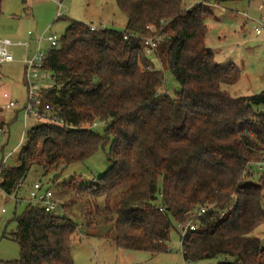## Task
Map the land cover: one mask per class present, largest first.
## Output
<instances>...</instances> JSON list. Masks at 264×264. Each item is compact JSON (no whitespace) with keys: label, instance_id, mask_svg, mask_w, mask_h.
I'll list each match as a JSON object with an SVG mask.
<instances>
[{"label":"trees","instance_id":"trees-1","mask_svg":"<svg viewBox=\"0 0 264 264\" xmlns=\"http://www.w3.org/2000/svg\"><path fill=\"white\" fill-rule=\"evenodd\" d=\"M229 1L255 0L191 8L186 0H116L124 31L70 20L47 51L54 81L42 93L64 125L26 128L18 164L1 166L0 189L16 192L33 167L58 179L107 148L110 167L79 187L91 197L79 202L81 226L68 213L75 200L61 216L27 202L9 236L20 257L7 264H75L78 233L99 224L111 227L107 236L114 232L119 249L165 253L176 225L190 222L196 229L181 233L187 264H264V244L250 235L264 224V176L252 180L264 160V90L232 97L222 86L235 85L241 71L217 64L206 45L204 6ZM151 53L179 83L175 97L161 89L164 73ZM98 123L106 125L103 135Z\"/></svg>","mask_w":264,"mask_h":264},{"label":"rangeland","instance_id":"rangeland-1","mask_svg":"<svg viewBox=\"0 0 264 264\" xmlns=\"http://www.w3.org/2000/svg\"><path fill=\"white\" fill-rule=\"evenodd\" d=\"M186 1L188 8L201 3L199 0ZM260 6H263L262 10L259 9ZM204 8L205 11H209L204 19L209 29L206 45L214 53L216 63L221 66L233 64L241 71V77L235 85H223L222 88L232 97H246L263 91L264 29L257 35L255 28L258 20L264 15V0L229 1L220 5L206 4ZM70 20L119 31H124L127 23L126 17L116 6V0H4L3 2L0 38L9 39L14 43H26L29 47L9 46L8 51L15 62L4 64L0 69V122L6 124L5 129L0 132V168L4 159L8 168L18 164L17 156L25 142V129L39 123L30 118L25 125L22 108L26 99V87L22 61L26 55L35 52L37 47L35 37L42 34L44 37L50 35L61 37ZM29 32L33 33L32 37H29ZM47 48L49 45L44 42L42 50ZM148 55H151L154 68L164 73V84L161 89L175 97L181 88L179 83L158 59L153 58V53ZM5 93L9 98L4 97ZM9 100L17 101L18 105L7 108ZM105 126L98 123L95 130L103 135ZM108 151V148L100 150L86 162L70 165L58 179L55 178V172L45 174L41 168L33 167L26 178L24 190L41 180L62 204L71 205V201H77L68 213H71L76 223L81 226L84 218L79 202L86 197L89 198L90 195L82 193L79 187L94 183L108 170L110 167ZM252 172V180H258L264 176V165L259 166V169L253 168ZM72 187L74 190L70 191ZM23 197L26 199L27 193L24 192ZM97 200L103 206V196H99ZM26 205L25 200L18 202L0 189V264H7L8 261L20 257V246L9 236L16 230V223L13 220L15 215H21ZM55 215L61 216L63 211L56 210ZM110 229V226L99 224L95 229L88 231L87 235L78 233L73 246L75 264H187L182 256L181 231L177 225L176 230L169 236V251L156 255L117 248L113 240L114 232L107 236ZM3 234H6V238H2ZM250 235L260 238L264 244V224ZM196 264H217V261H203Z\"/></svg>","mask_w":264,"mask_h":264},{"label":"built area","instance_id":"built-area-1","mask_svg":"<svg viewBox=\"0 0 264 264\" xmlns=\"http://www.w3.org/2000/svg\"><path fill=\"white\" fill-rule=\"evenodd\" d=\"M203 0H199L202 2ZM260 10L263 9V6L259 7ZM59 17V16H58ZM90 30L96 31L99 28L95 25H89ZM264 29V15L258 20L257 27L255 28V33L257 35L261 34ZM29 37L33 36L32 32L28 33ZM35 42L37 43L36 50L31 55H26V57L22 61L23 65V73H24V84L26 87V99L22 108V112L24 115L25 125L27 124L30 118L35 119L39 123H51V124H59L64 125V122L57 117V115L53 112V109L50 104L46 103L42 98L43 90L46 89L49 85H51L54 81V75L48 69L45 68V59L47 57V51L49 49H54L57 47L59 42V37L50 35L48 37H44L42 34L39 37H35ZM46 42L49 45V48L46 50H42V44ZM146 45H150L154 47L155 44L153 42H146ZM25 47L28 48L29 45L26 43H14L9 39H1L0 38V68L7 63L15 62L12 54L9 53L8 47ZM5 98H9L8 94H4ZM18 105L17 101H10L6 105L7 108H14ZM6 159H4V166H6ZM259 166L264 165V160L262 163L258 164ZM2 172V168H0V175ZM2 183V179L0 177V184ZM25 187V181L20 180L17 187L16 192L10 194L13 199L16 201L31 202L34 204H38L45 208V211L49 213H55L56 210L61 209L62 203L57 201L53 191L44 186L43 182L40 180L39 182H35L30 186L29 191L27 193V198H21L19 196V192H21ZM205 209H201L200 213H203ZM3 213L5 210L3 209ZM179 229L182 235L189 229L195 230L196 224L194 222H190L186 226L179 225ZM169 251V250H168Z\"/></svg>","mask_w":264,"mask_h":264},{"label":"crops","instance_id":"crops-1","mask_svg":"<svg viewBox=\"0 0 264 264\" xmlns=\"http://www.w3.org/2000/svg\"><path fill=\"white\" fill-rule=\"evenodd\" d=\"M1 39H2V38H1ZM7 64H10V63H7ZM2 67H3V66H2ZM2 67H1V68H2ZM1 68H0V69H1ZM30 186H31V185L28 186V189H26V190L23 189V192L21 191V192L19 193V196H20L21 198H25V197H23L24 192H25V193H28Z\"/></svg>","mask_w":264,"mask_h":264}]
</instances>
